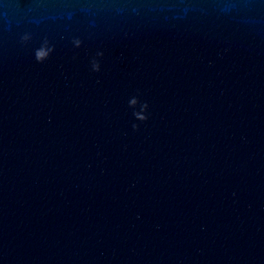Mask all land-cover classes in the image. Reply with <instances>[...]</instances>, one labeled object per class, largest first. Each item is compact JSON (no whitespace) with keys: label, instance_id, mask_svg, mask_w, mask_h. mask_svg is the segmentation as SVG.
Listing matches in <instances>:
<instances>
[{"label":"water","instance_id":"obj_1","mask_svg":"<svg viewBox=\"0 0 264 264\" xmlns=\"http://www.w3.org/2000/svg\"><path fill=\"white\" fill-rule=\"evenodd\" d=\"M0 264H264V0H0Z\"/></svg>","mask_w":264,"mask_h":264},{"label":"snow or ice","instance_id":"obj_2","mask_svg":"<svg viewBox=\"0 0 264 264\" xmlns=\"http://www.w3.org/2000/svg\"><path fill=\"white\" fill-rule=\"evenodd\" d=\"M41 55L43 56V55H44V53H41Z\"/></svg>","mask_w":264,"mask_h":264}]
</instances>
